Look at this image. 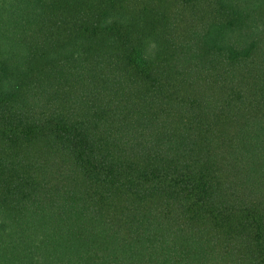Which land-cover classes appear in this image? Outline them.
Instances as JSON below:
<instances>
[{
  "label": "trees",
  "instance_id": "1",
  "mask_svg": "<svg viewBox=\"0 0 264 264\" xmlns=\"http://www.w3.org/2000/svg\"><path fill=\"white\" fill-rule=\"evenodd\" d=\"M0 264H264V0H0Z\"/></svg>",
  "mask_w": 264,
  "mask_h": 264
}]
</instances>
